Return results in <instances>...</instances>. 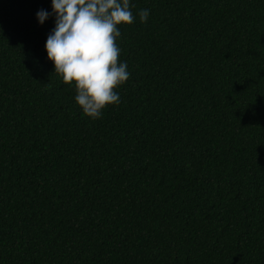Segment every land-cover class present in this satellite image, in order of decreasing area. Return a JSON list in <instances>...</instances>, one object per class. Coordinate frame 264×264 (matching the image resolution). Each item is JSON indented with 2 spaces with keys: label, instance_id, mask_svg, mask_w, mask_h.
Segmentation results:
<instances>
[{
  "label": "trees",
  "instance_id": "16d2710c",
  "mask_svg": "<svg viewBox=\"0 0 264 264\" xmlns=\"http://www.w3.org/2000/svg\"><path fill=\"white\" fill-rule=\"evenodd\" d=\"M131 3L93 120L0 0V264H264V0Z\"/></svg>",
  "mask_w": 264,
  "mask_h": 264
},
{
  "label": "clouds",
  "instance_id": "9594fccd",
  "mask_svg": "<svg viewBox=\"0 0 264 264\" xmlns=\"http://www.w3.org/2000/svg\"><path fill=\"white\" fill-rule=\"evenodd\" d=\"M52 12L36 13L42 25L50 15L55 27L48 34L45 50L54 63L55 73L65 84L74 85L75 100L83 113L95 120L102 118L106 106L119 105V91L129 80L127 62H119L121 49L119 25L136 20L131 0H51ZM146 23L149 9L138 13Z\"/></svg>",
  "mask_w": 264,
  "mask_h": 264
}]
</instances>
